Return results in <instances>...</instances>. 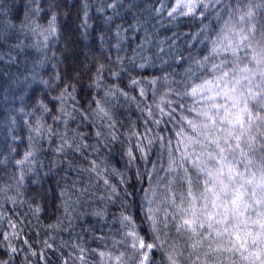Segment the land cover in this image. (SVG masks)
I'll return each instance as SVG.
<instances>
[{"label": "snow or ice", "instance_id": "1", "mask_svg": "<svg viewBox=\"0 0 264 264\" xmlns=\"http://www.w3.org/2000/svg\"><path fill=\"white\" fill-rule=\"evenodd\" d=\"M159 3V7L151 10L157 16L167 12L172 20L190 17L201 21L194 39L203 48L175 60L177 64L188 65L179 79H170L171 74L138 79L131 76L123 58L117 56L113 63L86 62L63 75L57 71L48 80L37 79L36 69L45 66L41 60L33 69L31 80L25 77L17 82L20 111L24 112L27 97L32 111L25 114H35L36 118L34 125L29 124L35 133V137L29 136L33 143L23 159L16 160L19 175L14 177L13 191L19 196L26 174L33 171L31 165L37 154L33 145L37 139L59 140L54 167L63 163L69 151L81 154L85 160H88L87 149L99 152L97 145L84 143L85 137L78 128H70L69 121H74L79 113L83 121L96 126L97 144L124 147L121 137L126 136L128 143L121 155L127 157L130 167H135L137 160L143 161L145 171L136 167V184L132 185L126 172L91 159L90 166L81 171L95 174L97 181H102L103 194L97 197L90 187L78 186V181L60 191V209L69 222L73 205L80 197L89 194L98 199L103 206L92 215L109 232L105 234L102 228L100 235L93 234L91 243L95 247L88 241L71 245L73 251L61 255L62 264H264V0H174L171 5L159 0ZM31 4L35 7L24 6L19 25L10 19L0 20V45L13 34L31 33L42 37V41L25 45L23 40H18L10 50L42 51L41 44L47 48L50 38H58L56 14H51L45 26L37 19L42 9L39 0H31ZM122 6L129 11L137 7L134 0H111L97 9L100 13L111 9L112 15L105 17L110 30ZM3 13L4 9L0 8V14ZM80 27L87 39L88 29L92 27L87 0ZM126 31L121 24L115 25L118 51L122 32ZM98 39L103 47L105 36L102 34ZM129 63L141 72L154 66L147 56H141L139 62L133 56ZM167 63L162 61V65ZM84 69L91 81L88 87L95 94L81 102L77 85L85 74ZM124 72L129 73L127 89L136 91L137 95H131L120 83H106L108 76L120 81ZM161 81L166 86L164 89L158 87ZM34 84L41 86V95L29 91ZM121 99L145 116L144 133L135 127L127 133L119 132L113 109L120 105ZM48 119L53 123L48 124ZM149 121L155 129L172 123L174 136L165 139L159 131L148 135L154 130L148 126ZM61 125L63 131L58 130ZM156 142H160L161 151L157 162H150L149 154ZM109 176L118 177L119 184L113 183ZM6 191L0 187V193ZM8 199L16 203L14 197ZM109 205L118 208V214L113 212L110 220ZM42 211V206L36 204L33 212L37 219ZM9 223L13 229L18 228L17 224ZM61 224L58 220L48 227L57 229ZM0 236L9 241L7 235L0 233ZM12 236L18 238L20 231ZM44 244L52 248L48 241ZM4 247L0 264H12L18 248L11 246L10 241ZM31 255L46 260L44 253L32 251Z\"/></svg>", "mask_w": 264, "mask_h": 264}, {"label": "trees", "instance_id": "2", "mask_svg": "<svg viewBox=\"0 0 264 264\" xmlns=\"http://www.w3.org/2000/svg\"><path fill=\"white\" fill-rule=\"evenodd\" d=\"M84 2L85 0H39L42 5L39 17H37L39 23L46 26L51 14L55 13L58 25V38H50L47 48H43L41 44L42 51H37L35 48H26L24 52L10 50L11 45H14L18 40H23L25 45L42 41V37L34 36L31 33L27 35L13 34L0 45V56L4 57L0 60V187L7 190L6 194L0 193V233L7 235L11 246L18 248V254L15 255L12 264H62L61 255L67 256L69 252H72L71 245L88 241L90 246L95 247L96 244L91 243L93 234L100 235L102 228L105 234H109L108 228L103 226V222H98L99 218L92 215L95 209L103 206L95 197L89 194L80 197L79 202L73 205L71 222L65 218L62 209H60L59 193L63 188L69 187L73 181H78V186L90 187L97 197L103 194L102 181L98 182L95 174L81 171V169L90 166L89 160L97 159L98 162L103 161L104 164L126 172V178L132 185L136 184V167H139L141 172L145 171L143 161L137 160L136 166L130 167L127 166V157L121 155L128 143L126 136L121 137L124 140V147L118 144L108 147L97 144L94 135L96 126L83 121L80 114L76 113V119L69 121L70 128H78L85 137L84 143L97 145L99 152H94L91 148L87 149L88 160H85L81 154L69 151L63 158V163L54 167L53 163L57 159L55 149L59 140L53 138L52 142H49L46 138L44 140L37 139L33 145V150L37 153L34 157L35 163L31 165L33 171L26 174L21 194L16 196L13 191L16 187L14 177L19 175L16 160L23 159L24 154L29 150V145L33 143L29 140V136L35 137V133L30 130L29 124L34 125L36 118L35 114L32 116L25 114L32 111L31 101H28L27 97L25 98L24 112L20 111L22 104L19 99L20 89L17 82L24 80L25 77L31 80L33 69L41 60L44 61L45 66L36 69L37 79L43 77L48 80L53 78L57 71L63 75L65 72H71L74 68L79 69L86 62L88 64L113 63L117 56L123 58V65L131 70V76L138 79L142 77L150 79L153 75L162 76L165 74H171L170 79L173 77L179 79L188 65L183 62L177 64L175 60L181 55L186 58L190 53H198L203 48L194 39L195 34L200 31L202 26L201 21L190 17L172 20L167 16V12L157 16L151 10L160 6L159 0H134L137 7L131 11L126 6L120 7V15L115 17L111 30L105 24V17L112 15L111 9H106L103 13L97 11L102 4L111 2V0H87L89 23L92 27L88 29V36L85 39L80 27ZM165 3L171 5L174 0H165ZM25 5L35 7V4H31V0H0V8L4 9V13L0 14V20L10 19L19 25L20 20L23 19ZM117 23L127 29L126 32H122L123 39L119 51L115 48L117 41L114 35ZM204 23H208V21H204ZM102 34L105 36L103 47L98 39ZM161 48L164 49L163 52L160 51ZM133 56L138 62L141 56L150 57L154 66L141 72L140 69L133 68L129 63ZM11 60L15 62H11ZM165 60L168 63L162 65V61ZM53 64L56 65V68L52 67ZM84 72L85 74L77 85V95L81 102L87 100L89 95L95 94V91L88 87L91 81L86 74L87 69H84ZM128 81L129 73L124 72L121 74L120 81H113L112 77L108 76L106 83H120L121 87L128 90L131 95H137L136 91L127 89ZM158 87L164 89L166 86L161 81ZM40 89V85L34 84L33 89L29 91H35V95L39 96L42 94ZM151 101L152 95L149 93L148 102L151 103ZM113 110L120 133H127L133 127L140 133H144L145 116L135 106H129L121 99L120 105ZM69 111L72 109L69 108ZM153 111L156 110L153 109ZM164 119L167 120V117ZM47 123L52 124L53 122L48 119ZM148 126L154 129L148 135H154L156 131H159L165 139L174 136L171 131L172 123L161 124L159 129H155L149 121ZM165 128L168 130L163 131ZM58 130L63 131V125ZM71 134L70 131L69 135ZM160 151V142H156L149 154V161L157 162ZM68 164H71L72 167L69 168ZM150 167L151 163L148 164V168ZM109 179L113 183L119 184L118 177L109 176ZM9 185L12 186L11 189H8ZM93 185L95 186L93 187ZM144 186L147 187V182ZM129 191H132L131 187ZM37 192L40 195H37ZM137 195L139 196L140 193ZM8 197H14L16 203H11ZM73 199L75 200L76 196H73ZM36 204H40L43 208V211L39 213V219L33 212ZM113 212L118 214L117 206L109 205V220ZM58 220L62 221L59 228L48 227L50 224H56ZM9 221L17 224L18 228L13 229ZM16 231H20V236L13 238L12 234ZM25 240L28 241L27 244L24 243ZM9 241H5L3 236H0V255L6 251L4 245ZM44 241H48L52 248H47ZM108 242L111 243L110 240ZM32 251L44 253L46 260L39 255L32 256Z\"/></svg>", "mask_w": 264, "mask_h": 264}]
</instances>
